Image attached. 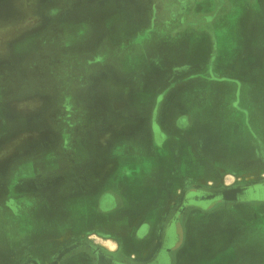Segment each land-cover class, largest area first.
I'll return each instance as SVG.
<instances>
[{
	"label": "crops",
	"instance_id": "1",
	"mask_svg": "<svg viewBox=\"0 0 264 264\" xmlns=\"http://www.w3.org/2000/svg\"><path fill=\"white\" fill-rule=\"evenodd\" d=\"M226 27L242 31L219 53ZM259 105L264 0H0V264H56L82 240L151 254L192 184L255 168ZM263 217L186 211L180 242L209 246L189 264H234Z\"/></svg>",
	"mask_w": 264,
	"mask_h": 264
},
{
	"label": "rangeland",
	"instance_id": "2",
	"mask_svg": "<svg viewBox=\"0 0 264 264\" xmlns=\"http://www.w3.org/2000/svg\"><path fill=\"white\" fill-rule=\"evenodd\" d=\"M225 10L220 9V11H222L221 13L226 12ZM12 13L13 11L9 12L6 10L5 12H3V15L7 16ZM255 17H260V15H255ZM225 22H226V19L224 18L223 23ZM237 29L238 27H236V31L234 30L231 31L230 28L226 27L224 28V30L221 31V33H219L218 31L219 35L217 33L218 37L217 36L216 37H217V41L219 44V47H218L219 53L220 51H224L227 49V47H229L230 40L232 36H234L235 33H237L235 35H238V32L242 31V27H239L238 31ZM236 43L237 42L232 43L233 48L238 47L235 45ZM245 46L246 44L243 45V48H245ZM203 89L207 91L208 95H211L213 97L216 96L217 94L221 95V91H220L221 89L216 88L215 86H205L203 87ZM260 101H261V98L259 97L256 100V102L259 103ZM261 106L262 105H259L258 108L261 109V112H264V107L262 108ZM209 107H212V106H209ZM259 117L261 118V120L263 119L261 121L259 118V122H261L260 124L262 123L264 124V114L261 113ZM257 140L260 143L262 154L260 153L257 154L255 168H249V169L244 168L240 170L225 171L219 174L217 177H208L207 183H204L202 185L194 183L189 187V189H205V190L228 189L230 187H234L239 184L264 181V137H261V138L259 137ZM168 218L169 216L167 217V219ZM197 231H200V229ZM207 231H209V229L205 228L203 233H206ZM202 236H206V235H203L201 233L193 234L189 236L191 237V239H189L188 241H185L184 240L185 232L182 231L181 242L176 247V254H174V257L175 259L181 258L183 259V261H174V264H185V263L189 264L193 262V260H200V257L202 255H205L206 246L209 247L205 243L206 242L205 237L202 238ZM252 236H254V238H252ZM231 239H233V237H231ZM250 239L252 243L251 241L249 242ZM262 242H264V217L261 218L255 225H252L250 229L243 231V233L239 232V236L236 235L235 240L231 242L232 248L230 250V253L228 254V257H225L224 259H226V261H234L235 262L234 264H248L250 262L252 264H264V244H262ZM186 260H189V261H186ZM71 262L72 261H64V264H70ZM74 263L75 264H92L91 261L90 262L89 261H75Z\"/></svg>",
	"mask_w": 264,
	"mask_h": 264
},
{
	"label": "flooded vegetation",
	"instance_id": "3",
	"mask_svg": "<svg viewBox=\"0 0 264 264\" xmlns=\"http://www.w3.org/2000/svg\"><path fill=\"white\" fill-rule=\"evenodd\" d=\"M260 184H263L264 186V181L239 184L228 189L186 190L180 201L176 204V207L172 211L171 215H168L169 218H166L164 227L158 237L157 248L151 254H145L142 258H127L122 256L119 252L111 253L99 246L93 245L87 240H82L65 247L59 254H57L54 261L56 264L72 260L91 261L92 264H144L148 261H154L165 241L170 242V247L168 248L166 255L167 264H174V261H177L178 259L183 261L181 258L175 259L174 257L176 247L180 243L179 229L183 214L189 210L209 212L220 209L223 211L227 207L234 208L254 204H264V187ZM257 192H261V198H259V195L257 196ZM235 196L238 198L235 201L231 200L234 199ZM210 198L211 200H208ZM185 200L188 201L189 204L184 207L183 211L177 218L176 236L167 238L166 234L169 224Z\"/></svg>",
	"mask_w": 264,
	"mask_h": 264
},
{
	"label": "water",
	"instance_id": "4",
	"mask_svg": "<svg viewBox=\"0 0 264 264\" xmlns=\"http://www.w3.org/2000/svg\"><path fill=\"white\" fill-rule=\"evenodd\" d=\"M263 186V184H260ZM259 195V198L262 197L261 195V192H257V196ZM200 196V195H199ZM238 197L235 196L234 199H231V200H236ZM194 200V199H193ZM208 200H211L208 199ZM195 201V200H194ZM189 202L188 201H184L181 206L179 207L178 211L176 212L175 216L173 217V219L171 220L170 224H169V227H168V231H167V238H172L174 236H176V223H177V218L178 216L181 214V212L183 211L184 207L186 205H188ZM170 247V242H164L163 245L161 246V249L159 251V254L158 256L154 259V261H148L147 263H144V264H167V261H166V255H167V251H168V248Z\"/></svg>",
	"mask_w": 264,
	"mask_h": 264
}]
</instances>
